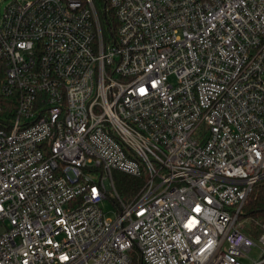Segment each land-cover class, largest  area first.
I'll use <instances>...</instances> for the list:
<instances>
[{
    "label": "built area",
    "instance_id": "obj_1",
    "mask_svg": "<svg viewBox=\"0 0 264 264\" xmlns=\"http://www.w3.org/2000/svg\"><path fill=\"white\" fill-rule=\"evenodd\" d=\"M94 1L0 8V264H264V0Z\"/></svg>",
    "mask_w": 264,
    "mask_h": 264
},
{
    "label": "trees",
    "instance_id": "obj_2",
    "mask_svg": "<svg viewBox=\"0 0 264 264\" xmlns=\"http://www.w3.org/2000/svg\"><path fill=\"white\" fill-rule=\"evenodd\" d=\"M94 4L99 20L101 36L103 39H107L114 34L117 26L114 11L105 0H95ZM0 100L10 104L9 100L2 99V97H0ZM113 177L116 190L125 201L132 199L136 195L143 184L144 178L143 176H131L120 171H114ZM240 218L245 219L242 231L251 237H256L259 229L254 227L252 221L264 220V179L257 182L248 194L241 209Z\"/></svg>",
    "mask_w": 264,
    "mask_h": 264
},
{
    "label": "rangeland",
    "instance_id": "obj_3",
    "mask_svg": "<svg viewBox=\"0 0 264 264\" xmlns=\"http://www.w3.org/2000/svg\"><path fill=\"white\" fill-rule=\"evenodd\" d=\"M7 1L8 0H0V8H3ZM102 207H103V210L105 211V214H106L107 217H112L114 215V212H113L114 211V205L111 203L110 200H108V199L107 200H104L102 202ZM240 220H241L242 226H243L245 219H240ZM253 222L254 221H252V223ZM1 232H3V225L2 224H0V233ZM251 254L252 255H255L256 254V251L253 250L251 252Z\"/></svg>",
    "mask_w": 264,
    "mask_h": 264
}]
</instances>
